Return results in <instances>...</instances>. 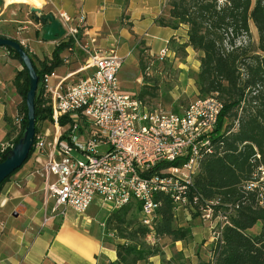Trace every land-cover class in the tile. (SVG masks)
Segmentation results:
<instances>
[{"label":"trees","instance_id":"obj_1","mask_svg":"<svg viewBox=\"0 0 264 264\" xmlns=\"http://www.w3.org/2000/svg\"><path fill=\"white\" fill-rule=\"evenodd\" d=\"M166 7L167 17H157L156 23L172 29L186 25V41L178 47L185 51L189 46L201 52L195 81L198 96L215 95L223 104L211 132V148L202 155L188 190L189 198L196 196L189 209L192 215H200L202 209L209 208L213 217H225L207 250L206 263L264 264V203H259L257 190L243 189L259 166L264 169V0H166ZM250 22L258 37L254 47L238 43L242 37L250 40ZM0 37L7 36L0 33ZM66 46L58 44L50 57L41 60H34L24 48L39 79L44 72L51 73L63 65L60 52ZM6 50L20 61L16 53ZM149 57L153 56L147 52ZM138 62L143 82L137 95L151 104L150 99L157 96L158 81L144 75L141 55ZM13 85L20 96L16 116L20 126L16 129L9 122L7 139L15 144L27 123L25 96L29 80L23 66ZM37 89L35 133L49 117L47 98L41 96L39 85ZM6 151L0 152V162ZM31 155L32 147L22 165ZM180 163L176 160L164 166ZM22 165L0 183V191ZM153 198L158 206L151 225L142 223L137 201L112 210L104 218L103 242L113 245L116 254L112 264H147L152 256H159L161 264H185L177 257L165 258L159 240L168 239V246L176 241L187 244L192 241L191 228L176 224L174 205L167 194L156 193ZM255 225H259V230L250 233Z\"/></svg>","mask_w":264,"mask_h":264},{"label":"built area","instance_id":"obj_2","mask_svg":"<svg viewBox=\"0 0 264 264\" xmlns=\"http://www.w3.org/2000/svg\"><path fill=\"white\" fill-rule=\"evenodd\" d=\"M52 14L63 29L54 43L67 44L63 65L77 50L86 58L77 71L53 84V72H44L38 81L41 96L47 98L52 132L50 140L40 131L34 135L32 173L42 178L53 200L51 215L64 216L67 210L82 214L95 198L107 214L137 201L142 223L151 225L158 206L156 193L167 194L175 212L192 208L196 196L189 198L188 190L202 155L211 148L222 102L209 95L177 113L142 101L137 93L121 88L118 73L123 59L115 44L104 49L94 46L96 39L87 32L84 13ZM84 36H88L85 41ZM18 42L31 53L25 41ZM170 56L174 52L167 46L156 54L159 60ZM14 126L19 128L20 118ZM13 145L11 140L1 143L0 152ZM176 160L180 165L164 166ZM263 180L264 169L259 166L243 185L244 190H257L261 204ZM199 216L210 223L225 220L219 214L213 217L209 208ZM101 224L104 227V220Z\"/></svg>","mask_w":264,"mask_h":264},{"label":"crops","instance_id":"obj_3","mask_svg":"<svg viewBox=\"0 0 264 264\" xmlns=\"http://www.w3.org/2000/svg\"><path fill=\"white\" fill-rule=\"evenodd\" d=\"M42 3L41 11L30 13L34 21L32 23L26 14L18 12L21 8L19 4L26 3L0 0V33L17 41H25L34 60L50 57L56 47L54 41L42 39L39 17L57 11H64L71 16L84 13L87 32L96 39L94 46L104 49L115 44L117 54L127 63L125 65L135 63L138 40L147 47L149 55H154L161 48L169 47L168 41L171 38L179 43L185 42L187 38L186 25L172 29L156 23L157 17L168 15L166 0H42ZM30 7L33 6L30 4ZM6 23L18 24L10 30L11 26ZM28 23L35 27L34 30L29 31ZM87 38L84 36L83 41ZM185 50L188 54L201 56V52L189 46ZM63 55H66L64 50L60 52V56ZM85 58L77 50L70 56L68 65L53 70L50 82L53 84L57 78L77 71ZM61 67L64 70L58 73L57 69ZM21 69L20 61L6 48L0 47V144L8 141L9 122L13 124L17 116L20 96L13 80ZM47 122L41 123L40 132L50 140V123ZM34 165L31 155L1 188L0 264H112L116 258L115 250L113 245L103 242L104 227L101 224L107 213L103 219L94 218L86 211L77 214L73 210H67L64 216H52L50 208L53 200L42 178L32 173ZM31 166L33 169H27ZM19 205H22L20 212L13 216L12 213ZM178 213L175 212V216ZM98 214L96 212L95 215ZM176 224L191 228L192 241L187 244L176 241L175 251L163 249L164 257L169 259L179 255L186 260L185 264H208L205 254L198 250L201 228L194 227L192 220L187 217L184 221L176 220ZM187 249L189 252L185 254ZM160 259L159 256H152L147 264H161Z\"/></svg>","mask_w":264,"mask_h":264},{"label":"rangeland","instance_id":"obj_4","mask_svg":"<svg viewBox=\"0 0 264 264\" xmlns=\"http://www.w3.org/2000/svg\"><path fill=\"white\" fill-rule=\"evenodd\" d=\"M19 3H26V4H19L21 7L19 9V13L26 14L27 18L30 19L32 23H34L33 18H31L30 13H32L29 9L30 4L27 2H19ZM15 6H18V4H14ZM13 6L15 10H17ZM43 9V8H42ZM7 24V23H6ZM11 24H14L13 26ZM15 24L18 23H8V26H11L10 30L15 28ZM29 31L34 30V26L29 24ZM38 28H40L38 26ZM249 28L251 32L250 40H248L246 37H242L238 39V43H241L243 45H247L248 43L251 44V47H254L257 44L258 37L256 29L254 28L253 24L249 23ZM9 32V31H8ZM180 38V37H179ZM173 43H171V39L168 42V46L171 49V51L174 52V57H167L164 60H159L156 58V53L153 55V57L147 58V47L144 45V43L141 40H138L136 43V61L132 64L125 65L127 63L123 62V65L121 66L119 70L118 80L120 81L119 84L122 85L123 89L128 92H136L140 88L143 82V75L142 70L139 67V55L142 57V63L145 68V76L149 78H155L158 81V89H157V96L154 98H151L149 101L152 105H160L162 108L171 110L173 109L177 110V113H180L183 111L192 101L200 98L198 96L197 92V86L195 84L197 72L199 69V56L196 53H190L188 54L185 51H182L181 48H179V41L176 39L172 40ZM140 52V53H139ZM152 61V62H151ZM64 70V67H61L57 69V72H61ZM144 72V70H143ZM74 76L73 79H76L79 77ZM139 78V79H138ZM51 81V79H50ZM48 123V122H47ZM42 124H40L39 127H41ZM48 125V124H46ZM41 129V128H40ZM50 130L52 132V126L50 124ZM35 168V165H34ZM27 169H33L32 166ZM51 202V200H50ZM52 203V202H51ZM51 205V204H50ZM179 213L176 214V220L184 221V218L187 217L192 220V225L194 227L201 228L202 233L199 236L200 237V243L198 250L201 254H205L207 258V250L211 244V242L216 237L219 229L220 224L218 221L213 220V222H208L202 220L201 216L199 215H192L189 210H178ZM70 212V211H69ZM99 213L98 215H95ZM106 210L100 206L99 200L95 198L93 202L90 204L88 209L86 210V213H91L93 217H98L97 219H103L105 217ZM177 212V211H176ZM259 230V225H255L251 229H249L250 233H255ZM148 240H152V238H149ZM118 241V240H114ZM160 246L168 250L169 248L171 250H176L174 248V244L172 246H168L169 240L168 239H160L159 240ZM194 247H191V249H194ZM188 249L185 254H188ZM178 260L181 263H185V259L182 256L178 255Z\"/></svg>","mask_w":264,"mask_h":264},{"label":"water","instance_id":"obj_5","mask_svg":"<svg viewBox=\"0 0 264 264\" xmlns=\"http://www.w3.org/2000/svg\"><path fill=\"white\" fill-rule=\"evenodd\" d=\"M40 8H31L33 11H41ZM41 23L42 39L46 41H54L63 35V29L60 27L59 21L55 19L52 13H46L39 17ZM0 47L8 48L17 54L23 68L26 70L29 85L25 96V105L27 108L26 126L18 141L6 151L4 159L0 162V183L9 176L15 169L20 167L27 159L29 151L32 147L33 138L35 135V105L34 99L37 91L39 77L36 73L30 56L17 40L9 37H0ZM19 205L12 213L17 216L20 212Z\"/></svg>","mask_w":264,"mask_h":264},{"label":"bare ground","instance_id":"obj_6","mask_svg":"<svg viewBox=\"0 0 264 264\" xmlns=\"http://www.w3.org/2000/svg\"><path fill=\"white\" fill-rule=\"evenodd\" d=\"M6 2H27L31 4L34 8H40L43 6L42 0H5Z\"/></svg>","mask_w":264,"mask_h":264}]
</instances>
